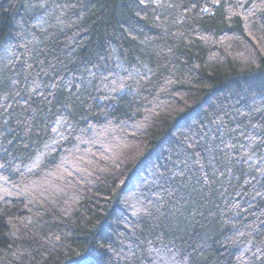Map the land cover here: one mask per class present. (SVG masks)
<instances>
[{"label":"trees","instance_id":"16d2710c","mask_svg":"<svg viewBox=\"0 0 264 264\" xmlns=\"http://www.w3.org/2000/svg\"><path fill=\"white\" fill-rule=\"evenodd\" d=\"M0 264H264V0H0Z\"/></svg>","mask_w":264,"mask_h":264}]
</instances>
